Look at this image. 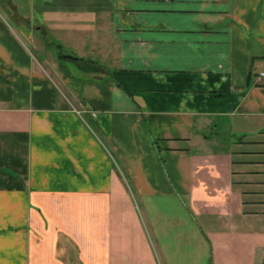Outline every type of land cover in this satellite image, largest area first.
Instances as JSON below:
<instances>
[{
  "label": "crops",
  "instance_id": "crops-1",
  "mask_svg": "<svg viewBox=\"0 0 264 264\" xmlns=\"http://www.w3.org/2000/svg\"><path fill=\"white\" fill-rule=\"evenodd\" d=\"M0 3V264H264V0Z\"/></svg>",
  "mask_w": 264,
  "mask_h": 264
},
{
  "label": "rangeland",
  "instance_id": "rangeland-1",
  "mask_svg": "<svg viewBox=\"0 0 264 264\" xmlns=\"http://www.w3.org/2000/svg\"><path fill=\"white\" fill-rule=\"evenodd\" d=\"M0 11H2L3 13H6V9H4L3 7H2V4L0 3ZM10 20V19H9ZM11 21V20H10ZM13 24V23H12ZM50 38H53V37H50ZM52 40V39H51ZM25 44L27 45V47H28V49H29V51H30V53L32 54V55H34V57L36 58V59H39L40 58V52H38V50H36L34 47H33V45H32V43H30L28 40H26L25 39ZM51 53H53V54H57V53H68L69 51H68V49L67 48H63L62 50L59 48V46H56V45H54V44H52L51 45ZM94 130V132L95 133H97V135L98 136H100V134H99V132L97 131V129L95 128V129H93Z\"/></svg>",
  "mask_w": 264,
  "mask_h": 264
},
{
  "label": "built area",
  "instance_id": "built-area-1",
  "mask_svg": "<svg viewBox=\"0 0 264 264\" xmlns=\"http://www.w3.org/2000/svg\"><path fill=\"white\" fill-rule=\"evenodd\" d=\"M263 74H264L263 71H259L258 74H257V77H259V76H261V75H263Z\"/></svg>",
  "mask_w": 264,
  "mask_h": 264
},
{
  "label": "trees",
  "instance_id": "trees-1",
  "mask_svg": "<svg viewBox=\"0 0 264 264\" xmlns=\"http://www.w3.org/2000/svg\"><path fill=\"white\" fill-rule=\"evenodd\" d=\"M71 58H73V59H76V57H74V56H70Z\"/></svg>",
  "mask_w": 264,
  "mask_h": 264
}]
</instances>
